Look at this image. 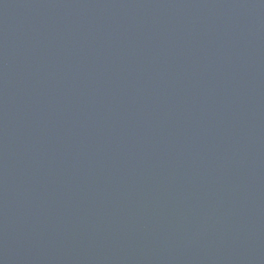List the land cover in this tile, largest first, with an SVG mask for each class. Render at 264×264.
I'll use <instances>...</instances> for the list:
<instances>
[{"label": "water", "instance_id": "water-1", "mask_svg": "<svg viewBox=\"0 0 264 264\" xmlns=\"http://www.w3.org/2000/svg\"><path fill=\"white\" fill-rule=\"evenodd\" d=\"M0 264H264V0H0Z\"/></svg>", "mask_w": 264, "mask_h": 264}]
</instances>
